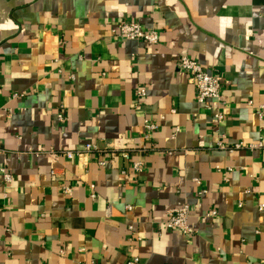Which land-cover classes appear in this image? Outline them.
Returning <instances> with one entry per match:
<instances>
[{
    "label": "crops",
    "instance_id": "0c3cea01",
    "mask_svg": "<svg viewBox=\"0 0 264 264\" xmlns=\"http://www.w3.org/2000/svg\"><path fill=\"white\" fill-rule=\"evenodd\" d=\"M123 20L159 42L115 36ZM180 55L221 77L211 110ZM249 101L264 102V0H0V264H264V116ZM147 116L140 173L63 154L139 147ZM182 205L193 234L163 225Z\"/></svg>",
    "mask_w": 264,
    "mask_h": 264
},
{
    "label": "built area",
    "instance_id": "2783aa9c",
    "mask_svg": "<svg viewBox=\"0 0 264 264\" xmlns=\"http://www.w3.org/2000/svg\"><path fill=\"white\" fill-rule=\"evenodd\" d=\"M115 36L134 41H144L150 44H157L160 39V35L156 30H147L139 22L123 20L120 21L113 29ZM178 67L188 74L189 82L195 88V96L199 103H204L208 109L211 110L212 106L209 104L210 101H221L222 95V83L221 77L214 73V70L205 69L198 61L189 57L188 55H180L178 59ZM73 78V75L71 76ZM138 99H143L147 90L145 87H140L137 90ZM24 93H15L12 95L13 98L23 97ZM249 106H255L253 101L248 102ZM255 111L260 118L264 116V102L255 106ZM216 120L219 122L224 119L223 113L217 111L214 113ZM58 120L60 122L65 121V116L62 112L58 113ZM157 129V125L147 116L144 119V134L143 143L141 146L136 148H130L129 141L124 136H118L106 142L105 145L101 146L97 141L86 142L83 149L74 151H65L63 154L68 158H73L74 155H80L82 153H93L95 151H111V153L99 154V164L102 166L113 162L116 158H121L128 162L133 170L137 173L143 171V161L141 156L150 150L154 149V144L152 140V134ZM222 136H219L215 147L218 149H257L262 148L263 143H237L234 147L227 146L222 140ZM2 150L0 145V151ZM130 150V151H129ZM134 156L136 158H134ZM4 175V180L6 183H11L13 180V175L11 172L2 168L1 170ZM229 171H232L230 168ZM121 174L125 175L126 170L122 169ZM199 182L198 179H195ZM94 186L92 185V188ZM66 192H70V188H65ZM205 190H201L200 193H205ZM95 193L91 194V197H95ZM131 209V205L127 207ZM261 209L264 207L261 206ZM212 214V213H211ZM214 214V213H213ZM189 218V207L187 205H182L179 207L168 209L163 221V225L168 229H174L182 232L183 234H193L194 229L188 223ZM126 264H145L138 256L131 255Z\"/></svg>",
    "mask_w": 264,
    "mask_h": 264
},
{
    "label": "trees",
    "instance_id": "16d2710c",
    "mask_svg": "<svg viewBox=\"0 0 264 264\" xmlns=\"http://www.w3.org/2000/svg\"><path fill=\"white\" fill-rule=\"evenodd\" d=\"M103 153L109 154V153H111V151H95V152H93V154L96 155L97 157L99 154H103Z\"/></svg>",
    "mask_w": 264,
    "mask_h": 264
}]
</instances>
